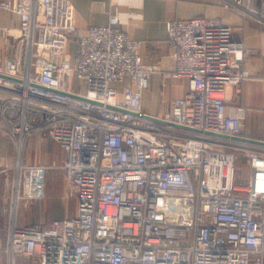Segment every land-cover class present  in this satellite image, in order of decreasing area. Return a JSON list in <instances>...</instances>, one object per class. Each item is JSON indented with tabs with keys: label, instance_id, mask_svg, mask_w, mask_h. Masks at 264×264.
Instances as JSON below:
<instances>
[{
	"label": "built area",
	"instance_id": "obj_1",
	"mask_svg": "<svg viewBox=\"0 0 264 264\" xmlns=\"http://www.w3.org/2000/svg\"><path fill=\"white\" fill-rule=\"evenodd\" d=\"M247 3L229 6L264 24V0L256 10ZM0 12L18 19L0 24V134L18 151L32 135L58 145L75 198L73 215L46 225L19 226L12 213L0 264H264V147L238 139L245 112L226 103V90L249 79L240 70L249 50L230 27L167 23L173 69L163 78L189 87L152 116L142 93L160 69L144 65L141 43L115 16L79 32L69 0H0ZM73 74L84 93L71 88ZM123 82L120 92L110 87ZM238 156L249 171L243 185L234 182ZM47 170L14 163L12 209L45 199Z\"/></svg>",
	"mask_w": 264,
	"mask_h": 264
},
{
	"label": "crops",
	"instance_id": "obj_2",
	"mask_svg": "<svg viewBox=\"0 0 264 264\" xmlns=\"http://www.w3.org/2000/svg\"><path fill=\"white\" fill-rule=\"evenodd\" d=\"M229 1L69 0L74 9L75 27L79 32L89 26H106L110 17L115 16L118 28L130 39L141 43L139 54L144 65L158 66L160 72L151 74L148 89L142 93V107L152 116L167 112L170 102L183 97L189 87L186 78L167 81L163 78L164 72L173 69L172 49L167 43V23L192 18L220 19L233 30V40L249 50V54L240 63V70L246 71L249 79L239 89L226 90V103L228 107L239 106L244 109L243 136L264 141V24H259L248 13L232 8ZM247 1L250 10H256L261 5V0ZM0 24L15 27L18 19L10 13L0 12ZM71 50L73 54L76 52V43ZM127 84L128 82L113 83L120 88ZM62 159L64 160V153Z\"/></svg>",
	"mask_w": 264,
	"mask_h": 264
},
{
	"label": "rangeland",
	"instance_id": "obj_3",
	"mask_svg": "<svg viewBox=\"0 0 264 264\" xmlns=\"http://www.w3.org/2000/svg\"><path fill=\"white\" fill-rule=\"evenodd\" d=\"M70 43V52L73 54ZM6 56L10 57L14 53L11 49H5ZM116 91L122 88L110 85ZM71 88L76 92L84 93V86L78 82L75 75H72ZM45 136L32 135L26 137L20 151L16 150L14 144L7 137L0 134V231L5 237L6 228L13 217L17 225H44L49 220L58 217L71 216L75 210V198L69 185L64 181L60 169L63 163V153L61 149ZM19 160L22 166L43 165L48 167L45 175L46 197L42 201L19 200L16 209H12L14 200L12 168L14 163ZM249 177L245 159L238 156L236 161L235 184L243 185ZM15 264H38V262L17 257Z\"/></svg>",
	"mask_w": 264,
	"mask_h": 264
},
{
	"label": "water",
	"instance_id": "obj_4",
	"mask_svg": "<svg viewBox=\"0 0 264 264\" xmlns=\"http://www.w3.org/2000/svg\"><path fill=\"white\" fill-rule=\"evenodd\" d=\"M238 139L246 141V142H249L251 144H255V145H259V146H263L264 147V141L254 140V139H247V138H238Z\"/></svg>",
	"mask_w": 264,
	"mask_h": 264
},
{
	"label": "trees",
	"instance_id": "obj_5",
	"mask_svg": "<svg viewBox=\"0 0 264 264\" xmlns=\"http://www.w3.org/2000/svg\"><path fill=\"white\" fill-rule=\"evenodd\" d=\"M247 167V166H246Z\"/></svg>",
	"mask_w": 264,
	"mask_h": 264
}]
</instances>
